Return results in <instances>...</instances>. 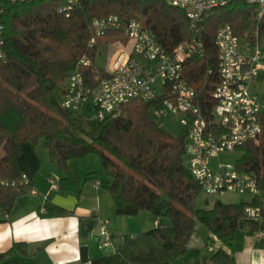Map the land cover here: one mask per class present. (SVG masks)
<instances>
[{"label":"trees","instance_id":"1","mask_svg":"<svg viewBox=\"0 0 264 264\" xmlns=\"http://www.w3.org/2000/svg\"><path fill=\"white\" fill-rule=\"evenodd\" d=\"M61 0H1L3 24L0 57V222L8 221L16 199L34 186L24 180L16 156L20 142L42 141L49 158L64 173L59 188L79 196L86 179L77 175L70 160L96 153L111 178L105 187L111 193L119 214L147 210L156 215V224L147 233L159 238L176 256L187 252V242L202 222L224 244L212 253L215 264H237L228 250L233 243L246 207H260V195L251 200L211 202L209 196L198 199L202 188L186 162V134L174 135L153 112L155 102L133 99L102 120L89 121L81 113L63 105L62 96L70 73L80 57L89 54L94 64L85 68L91 77L100 43L90 46L89 23L96 16L119 13L123 20L139 19L151 28L167 49L192 34L184 9L165 0H82L67 16L59 10ZM256 7L246 0H231L205 12L206 54L190 61L189 78L205 98L218 79V28L229 22L239 35L264 31V18L258 19ZM120 31H111L100 42H112ZM101 73V74H102ZM259 143L247 142L236 166L257 175L264 192V116ZM95 171L89 174H94ZM57 212L69 210L54 206ZM27 254V243L16 241L0 251V264H16V254ZM192 264L201 263L199 250H191ZM87 259V248H82ZM101 258L93 260L97 264ZM165 264H171L166 262Z\"/></svg>","mask_w":264,"mask_h":264},{"label":"built area","instance_id":"2","mask_svg":"<svg viewBox=\"0 0 264 264\" xmlns=\"http://www.w3.org/2000/svg\"><path fill=\"white\" fill-rule=\"evenodd\" d=\"M30 1V0H10ZM82 0H61L59 10L69 16ZM186 12L192 34L172 50L156 38L142 21L122 19L119 13L92 18L90 46L111 31L120 36L111 42L113 53L103 73L85 68L94 64L85 53L70 73L62 96L63 105L81 113L87 120H102L130 100L155 102L157 117L179 116L186 128V162L207 195L235 191L262 194L257 175L241 170L236 163L222 162L221 152L234 150L247 142L259 143L263 131L264 95L259 91L264 80V31L239 35L231 23L222 24L216 33L219 79L205 98L189 78L190 61L206 54L204 15L215 6L231 0H165ZM256 7L258 19L264 18V0H246ZM3 5L0 0V15ZM3 24L0 21V57L5 53ZM102 73V74H101ZM218 161L213 164V160ZM25 182L30 178L23 174ZM53 189L59 185L48 177ZM99 180L96 181L98 185ZM32 187L30 191L35 192ZM45 210V208H44ZM247 215L259 216L260 207L249 205ZM156 224L159 220L156 219ZM109 234L106 229L103 231ZM264 232L256 233L257 237Z\"/></svg>","mask_w":264,"mask_h":264},{"label":"crops","instance_id":"3","mask_svg":"<svg viewBox=\"0 0 264 264\" xmlns=\"http://www.w3.org/2000/svg\"><path fill=\"white\" fill-rule=\"evenodd\" d=\"M16 160L36 189L19 196L9 220L0 222V251L16 241L27 243V254L18 252L16 257L20 261L16 264H92L97 258H101L97 264H192L193 249L200 251L202 264H215L210 256L224 246L198 221L187 242V252L176 256L159 238L147 233L156 225V215L147 210L117 213L114 199L105 187L111 178L99 171L89 174L98 169L89 167L83 171L76 159L70 160L73 171L86 179L78 196L74 191L51 187L48 177L55 178L59 185L64 173L50 160L42 141L20 142ZM54 206L69 212H57ZM104 229L109 234L108 240ZM258 232H264V216L239 219L233 248L228 249L237 264H264V235L257 237ZM84 246L87 259L82 258Z\"/></svg>","mask_w":264,"mask_h":264},{"label":"rangeland","instance_id":"4","mask_svg":"<svg viewBox=\"0 0 264 264\" xmlns=\"http://www.w3.org/2000/svg\"><path fill=\"white\" fill-rule=\"evenodd\" d=\"M114 48L115 46L113 47V45L108 41H104L103 43H101L99 45L96 55V64L102 68H107ZM259 92L264 95V80L262 82L261 89ZM159 120L161 121V125L170 133L174 135L186 134V128L181 123L179 116L174 114H169L163 117H159ZM242 153L243 151L239 148L229 151H223L221 152L219 158L221 159L222 162L225 163L227 162L236 163L237 159L242 155ZM75 159H76L75 162L76 164L78 163L80 166L82 165V167L79 168L80 170L88 171L87 168L94 167V169H98V170H93V171L95 172L99 171L101 174L107 175L104 166L99 156L96 153H90L83 157H78ZM217 161L218 158H215L213 160V164ZM58 170H60L59 167ZM206 196H209L211 202H213L217 198L225 202H235V201L250 200L253 197V195L249 192L240 193L235 191H225L223 193L207 195L205 192L202 191L198 199L199 204H202L203 198ZM261 199L264 200V192L261 194Z\"/></svg>","mask_w":264,"mask_h":264}]
</instances>
